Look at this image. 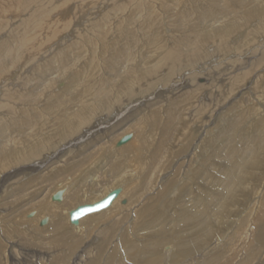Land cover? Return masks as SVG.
<instances>
[{
    "label": "bare ground",
    "instance_id": "6f19581e",
    "mask_svg": "<svg viewBox=\"0 0 264 264\" xmlns=\"http://www.w3.org/2000/svg\"><path fill=\"white\" fill-rule=\"evenodd\" d=\"M36 1L0 0V175L4 179L10 174L20 173V170L45 165L39 174L40 182L35 180L29 188L23 185L32 196L27 198L28 201L4 210L6 205L3 201L6 200L0 199V209L4 210L0 212L2 228H18L23 211L34 208L27 211L28 217L24 215V218L34 222L48 218L41 226L47 225L42 228L49 227L60 236L62 229L68 228L71 237L78 242L83 236L86 240L93 236L98 238V254L87 253L85 264H123V260L131 264H201L200 259H207V256L221 257L220 264H231L233 258L228 257L230 248H226L225 243L250 242L251 236L257 240L263 231L258 222L264 219V122L255 116L252 122L248 120L249 125L243 123L250 118L243 119L245 114L250 116L260 110L259 103L254 101L258 98L249 96L254 101L253 106L248 104L252 111L246 110L247 105H244L246 111L234 113L227 121V127L213 134L215 128L212 125L226 116V111L218 112L230 103L231 96L213 106L205 102L201 109L209 113L205 120L198 117L188 119L179 111L167 125L166 116L169 119L177 108L170 103L176 100L171 101L166 93L161 94L166 85L180 83L185 73L189 74L186 79L202 77L198 72L204 64L212 65L213 60L235 52H239V56L245 55L242 52H247V49V57L255 58L254 64L249 62L252 67L249 66L250 74L247 73L244 81L229 77L230 92L243 95L260 91L259 83L264 81V71H261L264 69V0H171L177 3L184 1V5L182 9L172 11L176 18L167 33L164 0H159V3L150 0ZM193 2H196V8L187 6ZM9 5H16L10 8L14 14L12 18L6 9ZM191 8L198 18L193 22L190 21ZM22 14L26 17L16 19ZM66 14L70 16L60 22L59 18ZM8 21H24L26 26L22 28L21 24V28L15 29L7 24ZM70 25L71 31L68 30ZM184 25H187L185 29ZM239 37L243 42L249 40L251 43L245 51H238L231 42L232 38ZM195 70L198 72L193 74L191 71ZM208 75L211 76L207 67L205 77ZM146 97L158 98L146 100L145 107L138 108V118L116 135L109 138L106 133L98 135L97 130L108 119ZM157 125L163 132L161 136L169 132L172 137L167 147L163 141L156 142L157 149L150 155L145 149L147 140L143 141L144 132L149 126ZM132 128L136 133H132ZM200 131H204L203 139L199 137ZM224 132L234 149L242 148L241 144L251 138L257 146L249 151L240 149L241 154L233 161L223 156L227 164L221 159L222 165L212 163L220 166V170L216 166H204L202 162L197 167L193 166L194 161L201 157L199 151L203 144L218 139ZM128 133H131V139L117 146V140ZM135 144L138 146L132 147ZM75 150L78 157L75 155L73 162L77 165L72 168L70 157ZM203 150L205 152V148ZM61 156L62 166L55 168L54 158ZM157 158L159 162L155 161ZM135 163L142 168L135 171ZM140 170L143 173L139 174ZM209 171L213 179L209 180L214 184L204 191L203 198L207 200L201 197V193L200 197L212 203L210 213L216 223H210L211 216L201 219L209 222L205 227L207 238L197 244L199 248L190 252L193 241L186 237L195 226L185 228L183 225L196 218V207H192L196 194H192L191 182L186 185L187 193L184 185L179 183L185 177L191 180L192 175L200 176H194L198 182L203 175L207 177ZM135 174L141 175L144 181H136ZM164 177L166 181L160 183ZM21 178L24 177L21 175ZM12 186L10 188H15ZM117 187L121 191L109 207L82 217L77 225L70 223V210L100 200ZM176 188L183 189L182 199L170 196ZM59 191L62 192L61 200H53L52 196ZM25 192L23 194H27ZM170 197L172 202L168 204ZM26 203L31 204L27 206ZM165 204L166 215L163 213ZM197 226V229H203L200 224ZM216 232L219 234L212 239ZM243 232H246L244 237L241 235ZM148 233L151 235L147 236ZM261 244L259 250L260 246L251 247L249 254V250L243 247L246 252L236 264H249L250 260L251 264L264 263V251L261 252L264 243ZM138 250L143 251L138 253ZM257 252L260 255L256 256ZM74 256L78 259L76 252Z\"/></svg>",
    "mask_w": 264,
    "mask_h": 264
},
{
    "label": "rangeland",
    "instance_id": "374dc122",
    "mask_svg": "<svg viewBox=\"0 0 264 264\" xmlns=\"http://www.w3.org/2000/svg\"><path fill=\"white\" fill-rule=\"evenodd\" d=\"M38 1H40V0H37L36 2H38ZM43 1H45V0H43ZM150 1H152V2H155V3H159V0H150ZM177 1H179V0H177ZM196 2H198V0H195ZM164 2H166V5L164 6V8H163V11H166V13H165V15H166V21H165V23H166V33L168 32V29H169V26L172 24V26H173V24H174V22H175V18H176V15H175V12L174 13H172V11L173 10H179V9H182L183 7H182V5H184L183 3H184V1H180L179 3H177L176 1H174V2H171V0H164ZM196 2H193V4H187V6H189V7H194V8H196V6H195V3ZM35 3V2H34ZM34 3H32V4H34ZM8 4V3H7ZM16 5H9L8 7H6V9H7V11H8V13L10 14V17L9 18H12L13 16H14V14H13V12L11 11V9L10 8H13V7H15ZM188 7V8H189ZM29 8V7H28ZM193 8H191V10H192ZM190 17H191V19H190V21L191 22H193V21H196L198 18H197V13H195V10H192V11H190ZM194 14H196V16L194 15ZM192 15V16H191ZM21 17H16V19H23V18H25L26 17V15H24V14H22V15H20ZM58 16V15H57ZM70 16V14H66V15H64V17L63 18H59V16H58V18L60 19L59 21L60 22H62L63 21V19H65V18H68ZM195 18V19H194ZM197 18V19H196ZM25 21V20H24ZM24 21H18V22H11V21H8V25L9 26H11V27H13V28H15V29H18V28H21V27H19L21 24H22V28H25V22ZM160 23L162 24V21H160ZM7 25V26H8ZM165 25V24H164ZM6 26V27H7ZM61 26V25H60ZM72 25H70V27H68V28H70V29H68V30H70L71 31V29H72V27H71ZM162 27H163V25H162ZM187 27V25H184V29ZM183 29V30H184ZM182 30V29H181ZM240 38V37H239ZM234 39V38H232V43H234V46H236L237 47V49H239L238 51H240V50H242V51H245V49L247 48V47H250V42H249V40H248V42H247V40H245V42H243L244 40H241V38L240 39ZM238 41H239V43H238ZM241 41V42H240ZM243 42V43H242ZM245 45V46H244ZM235 47V48H236ZM252 47V46H251ZM239 52H235V53H232V55H230V56H228V57H225V58H220V59H215V60H213L212 61V65H209V66H207L206 64H204L205 66H203L201 69L199 68V72L198 71H191L193 74H195V72H198V73H200L199 75H201L202 77H200V76H194L195 78H192L191 79V76H190V78L189 79H186L185 78V76H187V75H189V74H187V73H185V75H184V77L182 78L183 80L180 82V83H175L176 85H174V86H170V85H166V88L163 90V92H162V94L161 95H163V93H166V96H168V98H170V100L171 101H174V99L176 100L174 103H170V104H175L174 106L175 107H177V108H175L174 109V111H173V113H172V115H171V117L168 119L167 118V116H166V119L168 120L167 121V125H170V119L172 118V117H174V115H178V113H180L181 111V114L183 115V113L185 114V115H183V116H186L188 119H195L196 117H198V119H200V120H205L207 117H208V115H209V113H208V111L207 112H203L201 109H202V106L203 105H205V102H207V103H209L211 106H213V105H215V104H217L218 103V101H219V104H221V102L223 101V99L225 98V99H227V98H230V96H231V100H230V103L229 104H225L224 105V107H226V108H222V109H220L219 110V112H218V114H220V111L222 112V110H224V111H226L225 112V117L224 118H222V120L221 121H219V122H215L212 126H214V131L212 132L213 134H214V132L215 133H217L218 132V130H221V129H223V127L225 128V126H226V124H227V121L229 120V118H231L233 115H235L234 113H236L237 111H241V110H243V111H246V110H251L252 108H250L249 106L250 105H252L253 106V102L255 101V103L257 104V103H259V104H257L258 106H259V108H260V110H258L257 109V113L256 114H251L250 116H248L247 114H245L244 115V118L243 119H247V117H250V118H248L246 121V123L245 122H243L244 124H246V125H249L250 124V122H252V120H253V118L255 117V116H258L259 118H261L262 119V122H264V105H262V104H264V99L262 98V97H264V88H263V86H264V81H260V83H259V86H260V91H258L257 93H255V92H253V93H248V92H246V93H244L243 95H239V94H235L234 92H230L231 90H230V88H229V77H231V78H233V76L234 77H236V78H239V80L241 81V79H243L244 77H246L248 74L247 73H249V71L251 70V67H252V65L254 64H252V61L253 60H255V58L254 57H247V53H249V49H247V52H242V54L244 53L245 55H241L240 54V56H239V54H238ZM243 56V57H242ZM238 57V58H237ZM235 59H236V61H235ZM239 59V60H238ZM248 62H247V61ZM242 62H243V64H242ZM252 64H250V63ZM251 65V67H249ZM209 68V70H210V74H211V76L213 77V78H210L211 76H207V77H205V74H206V71H207V67ZM212 66V67H211ZM218 66V67H217ZM210 67H211V69H210ZM214 67V68H213ZM216 67V68H215ZM228 67H230V68H228ZM227 69H229V70H227ZM224 71V72H222V71ZM227 70V71H226ZM212 71H213V73H212ZM218 71V72H217ZM245 71V72H244ZM261 71H264V69H262ZM217 72V73H216ZM239 72H240V74H239ZM244 72V73H243ZM253 71H251V73H252ZM226 73L228 74V75H226ZM250 74V73H249ZM217 75L219 76V75H221V77H217ZM223 75V76H222ZM238 77H237V76ZM215 77V78H214ZM242 77V78H241ZM188 78V77H187ZM220 78V79H219ZM191 79V80H190ZM227 79V80H226ZM264 78H262V80H263ZM254 80V79H253ZM253 80L251 81V83L253 82ZM243 81H244V79H243ZM215 83V84H214ZM203 86H202V85ZM208 84V85H207ZM210 84V85H209ZM241 84V83H240ZM194 85V86H193ZM197 85H198V87H197ZM212 85V86H211ZM216 85V86H215ZM219 85V86H218ZM59 86V85H58ZM203 87V88H200V87ZM197 87V88H196ZM215 87H218L217 89L215 88ZM220 87V88H219ZM198 88H200L201 90H202V92H201V90L200 89H198ZM212 88V89H211ZM263 88V89H262ZM215 89V90H214ZM258 90V89H257ZM159 91H162V90H159ZM158 91V92H159ZM206 91V92H205ZM222 91H223V93H222ZM216 92V93H215ZM261 92H263V93H261ZM201 93V94H200ZM210 93V94H209ZM212 93H213V95H212ZM221 94V95H220ZM231 94V95H230ZM259 94V95H258ZM193 95V96H192ZM236 95H237V97H236ZM259 97H258V96ZM263 95V96H262ZM154 96H155V94H154ZM216 96V97H215ZM249 96H252V97H257L258 99H254V101H251V99H250V97ZM260 96H262V97H260ZM212 97V98H211ZM227 97V98H226ZM151 98V97H150ZM150 98H147L146 97V99L145 98H143V99H140V102H141V100H142V102L140 103L139 101H138V103H136V104H134V105H132V106H130L129 108H126V109H124V110H122V111H120V112H118V113H116V115L115 116H113V117H111L110 119H108L109 121L105 124V125H103L101 128L99 127V129L97 130V133H98V135H100V134H102V133H106L105 135H106V137H112L113 135H116L119 131H121L122 130V128H125L127 125H130L136 118H138L137 116H138V112L137 111H139V110H141L142 108H144L145 107V101L147 100V101H155V100H157V98L156 97H152L151 99ZM190 98V99H189ZM236 98V99H235ZM243 98V99H242ZM247 98H249V99H247ZM145 99V100H144ZM173 99V100H172ZM185 99V100H184ZM186 99H188V100H186ZM224 99V100H225ZM244 99H246V100H244ZM192 100V101H191ZM229 100V99H228ZM262 102H261V101ZM221 101V102H220ZM247 101V102H246ZM234 102V103H233ZM240 102V103H239ZM166 103H169L168 102V100L166 101ZM200 103H202L201 105H200V107H199V105L198 104H200ZM236 103H237V105H236ZM262 103V104H261ZM139 104V105H138ZM234 104V105H233ZM248 104H250V105H248ZM172 105V106H173ZM246 107H245V106ZM251 106V107H252ZM142 107V108H141ZM229 107H231V108H229ZM246 108V110H245V108ZM138 108H140L139 110H138ZM180 108V109H179ZM136 109V110H135ZM146 109H148V108H146ZM226 109V110H225ZM230 109H232L231 111L228 110ZM178 111V112H177ZM180 111V112H179ZM183 111H185V112H183ZM198 111V112H197ZM228 111V112H227ZM252 111V110H251ZM135 112H137V113H135ZM167 112H170V111H166V113ZM175 112V113H174ZM201 112H202V114H201ZM124 113V114H123ZM140 113V112H139ZM144 113V112H143ZM227 113V114H226ZM123 114V115H122ZM136 114V115H135ZM142 115V114H141ZM196 115V116H195ZM198 115V116H197ZM214 116V115H213ZM212 116V117H213ZM211 117V118H212ZM253 117V118H252ZM135 118V119H134ZM112 120V121H111ZM250 122H249V121ZM130 121V122H129ZM249 122V123H248ZM209 125V124H208ZM228 125V124H227ZM94 127V126H93ZM227 127V126H226ZM103 128V129H102ZM148 129H149V131H148ZM148 129L144 132V137H145V139L143 140L144 142H145V140H147V146H145V149L147 150V153L148 154H152V153H155V151H156V149H157V145L155 146V144H158V143H160V142H165V147H167V145H169L170 144V140H171V137H172V134L170 133V134H168L169 132H166V134L164 135V136H161L162 135V130L160 129V127H159V125H157V126H149L148 127ZM253 129V128H252ZM252 129H249L250 131L252 130ZM132 130V133L134 134V133H136V131H134V129L132 128L131 129ZM161 130V131H160ZM102 132V133H101ZM117 132V133H116ZM150 132V133H149ZM204 131H200L199 133H200V138L201 139H203L204 137H205V134L203 133ZM225 133V132H224ZM247 133H249V132H246V134ZM169 135V136H168ZM221 135V136H220ZM219 136H218V139H216V140H213V141H211V142H205V144H203L204 146H206V144H207V146L206 147H204L203 146V148H205V152H203L204 150H203V148L199 151V152H201V154H199V156H201V157H199V159L197 160V161H194V165L193 166H195V167H197L199 164H201V162L204 164V166H207L208 165V167H212V166H216L217 168H219V170L221 169V167L219 166L218 167V165H213V164H215L214 162H218V163H220L221 165L223 164V162L224 163H226L227 164V162H225V159L224 158H232V160L231 161H233L234 160V158L236 159V157H238L240 154H241V152H240V149H243L244 148V150L245 151H249V150H251L252 148H254V147H256L257 145L255 144V143H253L254 141H252L253 139L251 138L250 139V141L249 142H244L243 144H241V147L242 148H238V149H234L233 148V146H231V145H229L230 143H229V139H227V136L226 135H228V134H220ZM225 135V136H224ZM248 135V134H247ZM250 135H252V133H250ZM249 135V136H250ZM141 136V135H140ZM202 136V137H201ZM233 136V135H232ZM90 137V136H89ZM89 137H87L88 139H90ZM157 137V138H156ZM160 137H163V139L161 138L160 140H158V138H160ZM87 138H85V140L87 139ZM215 139V138H214ZM84 140V141H85ZM168 142H167V141ZM118 141V140H117ZM142 141V143H144ZM215 141V142H214ZM224 141V142H223ZM156 142H158V143H156ZM168 144H167V143ZM212 142H214V143H212ZM248 143H249V145H248ZM150 144V145H149ZM252 144V145H251ZM145 145V144H144ZM138 146V144H135V145H133L132 147H137ZM250 146V147H249ZM72 147H73V149H75V145L74 144H72ZM169 147V146H168ZM223 149H222V148ZM230 147H232V149H230L229 150V148ZM247 147V148H246ZM252 147V148H251ZM152 148H154L153 150H152ZM156 148V149H155ZM249 148V149H248ZM78 149V148H77ZM149 149V150H148ZM210 152H209V151ZM236 150V151H235ZM238 150V151H237ZM76 151V150H75ZM207 151H208V153H207ZM127 151H125V153H126ZM166 152H167V150H166ZM77 151L76 152H74V157L71 155V157H70V161H71V163H73L72 165H70V167H75L76 165H77V163L74 161L73 162V159L74 158H76V156H77ZM214 153V154H213ZM147 154V155H148ZM167 154V153H166ZM76 155V156H75ZM228 155V156H227ZM223 156H224V158H223ZM232 156V157H231ZM78 157V156H77ZM156 157V156H155ZM217 157H218V160H217ZM63 157L61 156L60 158H54V161H56L55 162V165H57V166H54L55 168H57L59 165L60 166H62V162L60 161L61 159H62ZM153 158V157H152ZM206 158H208V159H210V160H208V159H206ZM215 158V159H214ZM159 158H157L155 161L156 162H159V160H158ZM220 159L223 161V162H221L220 161ZM158 160V161H157ZM167 160V159H166ZM212 160V161H211ZM196 162V163H195ZM209 162V163H208ZM74 163H75V165H74ZM213 163V164H212ZM53 164V163H52ZM156 164H158V163H156ZM155 164V165H156ZM217 164V163H216ZM152 165H153V167H154V164L152 163ZM53 166V165H52ZM135 166H136V163H135ZM44 167H45V165L43 166L42 165V167H34L35 169H31V170H20V173L19 172H16V173H13V174H10L9 175V177L8 176H6L4 179H3V175H0V180H2L3 182L2 183H4V185L2 184H0V189H1V193H3L2 195H1V193H0V199H2V198H4V199H2V200H6V201H3L4 203H5V207L3 208L4 210H5V208H10V207H14L16 204H22L23 202H26V201H28V199L27 198H31L30 196H29V194H28V192L26 191L27 189L26 188H29L30 186H31V184H33V183H35L37 180H38V182H40L41 181V179H40V175H41V171L44 169ZM54 167H53V169H54ZM66 167V166H65ZM224 167V166H223ZM58 168H60V167H58ZM69 168V167H68ZM142 167L141 166H136V169H135V171L136 170H139V169H141ZM144 168V167H143ZM216 168V169H217ZM200 169H203V168H200ZM131 170H134V167H132V169ZM213 170H215V168L214 169H212L211 171H212V173L214 172ZM24 172V173H22V172ZM29 171V172H28ZM31 171H33V172H31ZM211 171H209V173H208V175H207V177H206V175H203L204 177H203V179H201L200 181H198L197 182V180H196V177L197 178H199L200 176L199 175H194V176H196V177H194L193 175H192V179L191 180H189V179H185L184 178V180H182V181H180V183H179V185L181 184V185H184V191H185V193H187V191H186V189H187V184L189 183V182H191V186H192V194H196V197H195V202L193 201V203H192V205H194V206H192V207H196L195 208V214H196V218L195 219H193V221L190 223V224H188V225H186V224H184L183 226L185 227V228H191V227H193V226H195V229H196V231H195V229H194V231L191 233V234H189V236L188 237H186V239L188 240V239H191V241H193V242H191V241H189V242H191L192 243V248H191V251L190 252H192V249H197V248H199V246L200 245H197V244H199V242L201 241V240H203L205 237L207 238V231L205 230V227L206 226H208L209 225V222H207V221H202L201 219L203 218V217H205V218H208V217H210V219L209 220H211L210 221V223H213V224H215L216 223V221H215V219L213 218V216H212V213H210L211 212V205H212V203L211 202H207V201H203V199H205V200H207L206 198H203V194H205L204 193V191L206 190V188H207V190H208V188L210 189L211 188V186L214 184V181L212 182L211 180H213L212 179V175H211ZM41 172V173H40ZM7 173V172H6ZM20 174V176H18L19 174ZM27 173V174H26ZM140 173H143L141 170H140V172H139V174ZM146 173V172H145ZM168 173V172H167ZM192 173H194V171L192 172ZM192 173H190V174H192ZM40 174V175H39ZM139 174H135L134 176H135V180L136 181H139L140 182V180L141 181H144V179L143 178H141L142 176L141 175H139ZM198 174V173H197ZM15 175V176H14ZM17 175V176H16ZM21 175H22V177H24V178H21ZM136 175H139V177L138 176H136ZM143 175V174H142ZM35 176V177H34ZM73 176V175H72ZM11 177V178H10ZM18 177V178H17ZM79 177H81V176H79ZM78 177V178H79ZM137 177H138V180H137ZM205 177H206V179H205ZM18 179V181H17V179ZM33 178V179H32ZM34 178H36V179H34ZM162 178V177H161ZM165 178V177H164ZM207 178H208V181H207ZM12 181H11V180ZM16 179V180H15ZM30 179H32L30 182H28ZM209 179H211V180H209ZM23 180V181H22ZM25 180H27V181H25ZM36 180V181H35ZM43 180H45V179H43ZM195 180V181H194ZM6 181H8V182H6ZM21 181V183H19ZM166 181V178L165 179H161L160 180V183H163V182H165ZM194 181V182H193ZM13 182H14V184H13ZM18 182V183H17ZM25 182L27 183V184H30V185H27V184H25ZM195 182H197V183H195ZM8 185H7V184ZM193 183H194V185H193ZM11 184V185H10ZM17 184H19V185H17ZM7 185V186H6ZM12 185H14V186H12ZM17 185V186H16ZM26 186V188L24 187V186ZM201 185V186H200ZM5 186V187H4ZM15 187V188H10V187ZM197 186H198V188H197ZM9 187V188H8ZM21 187H23V188H25V189H22ZM3 188H5V189H3ZM205 188V189H204ZM14 189V190H13ZM16 189V190H15ZM19 189H22L23 190V192H22V190L20 191ZM57 189V188H56ZM55 189V190H56ZM198 191H197V190ZM203 189V190H202ZM11 190H12V192H11ZM26 192H25V191ZM176 190V191H175ZM180 190V191H179ZM178 190V188H176V189H173L172 190V192H170L171 193V197H175L176 199H182L183 197H181L180 198V196H182V193H183V189H179ZM194 190V191H193ZM179 191V192H178ZM27 193V194H23V193ZM178 192V193H177ZM182 192V193H181ZM11 193V194H10ZM16 193V194H15ZM56 193V192H55ZM54 193V194H55ZM200 193H201V197L203 198H201L200 197ZM15 194V195H14ZM20 194H21V196H20ZM24 195V196H23ZM199 197H198V196ZM26 197V198H25ZM171 197L169 198V203L168 204H171ZM7 198V199H6ZM201 200H200V199ZM16 199H17V202H16ZM125 199H127V198H125ZM124 199V200H125ZM23 201V202H22ZM202 201V202H201ZM211 201L213 202L214 201V199H212L211 198ZM22 202V203H21ZM31 202H35V201H31ZM13 203V204H12ZM211 203V204H210ZM214 203V202H213ZM29 204H31V203H28V205ZM206 204V205H205ZM26 205H27V203H26ZM27 205V206H28ZM196 205V206H195ZM203 205V206H202ZM26 206V207H27ZM166 204L164 205V215H166ZM200 206V207H199ZM16 207V206H15ZM26 207H23V209L24 208H26ZM203 208H205V209H207V210H204V211H206V212H204V211H202V209ZM213 208H214V206H213ZM3 209H0V212L1 213H3L4 212V210ZM22 209V208H21ZM32 208H30V210H31ZM34 209V208H33ZM32 209V210H33ZM198 209H200V212H197L198 211ZM30 210H27V211H30ZM27 211L25 210V211H23L24 212V215H25V218H27L28 216V214H27ZM208 211V212H207ZM203 212V213H202ZM199 213H200V215H199ZM194 214V215H195ZM204 214V215H203ZM210 214V215H209ZM24 215H22L21 216V222L19 223V229L18 228H15L14 230H9L8 228H6V229H4V227L2 228V224H0V253H3V254H0V264L2 263V264H85V262L88 260V254H90V255H93V254H98L97 253V251H98V249L96 248L97 246V243L99 242L98 241V238L96 237V239H95V236H93L94 234L92 233V236L93 237H91V239L89 238L88 240H86V238L83 236V237H81V239L79 240V242L78 241H75L74 240V238L73 237H71V231L67 228V230L66 229H62V231L61 232H63L62 233V235L60 236V234H57L56 232H54V231H51V229L49 228V227H44V228H42L43 226H46V225H43V226H41L40 225V222L41 221H39V222H34V221H31V220H27V219H25L24 218ZM154 217H155V215H153ZM199 216V217H198ZM43 219H46V220H48V218H43ZM42 219V220H43ZM150 220H151V217L149 218ZM23 220V221H22ZM215 221V222H214ZM259 221V220H258ZM17 222V221H16ZM28 222V223H27ZM255 222H256V220H255ZM254 222V223H255ZM21 224V225H20ZM141 224V223H140ZM197 224H200L201 226H202V228L204 229H197L198 228V226H197ZM258 224L259 225H262V230L263 231H261L262 233L259 235V237H258V239L257 240H255L254 238H255V236L253 237V236H251L250 238H249V240H250V242L249 241H247V242H240V241H238V243L236 242V241H233V242H228V243H225L227 246H226V248H230V250L228 251V252H230V253H228V257H232L233 259H232V263L231 264H236V262L239 260V258L240 257H242L243 256V252H244V254H245V252L247 251V249L249 250L248 251V254L251 252V247L253 248V247H255V246H260L259 248H258V250L259 249H261V243L263 242L264 243V228H263V224H264V219H261L259 222H258ZM150 225H152V224H150ZM86 226V225H85ZM168 226H171L170 224H168ZM197 226V227H196ZM63 228H65V227H63ZM139 228V226H137V229ZM247 228H248V226H247ZM260 228V227H259ZM8 229V230H7ZM18 229V230H17ZM7 230V231H6ZM27 230V231H26ZM199 230V231H198ZM249 230V229H248ZM251 230V229H250ZM261 230V229H260ZM20 231V232H19ZM22 231H24V232H22ZM149 232V231H148ZM197 232V233H196ZM200 232V233H199ZM206 232V233H205ZM259 232V231H258ZM257 232V233H258ZM55 233V234H54ZM147 233V232H146ZM199 233V234H198ZM217 233V232H216ZM214 233V235L212 234V239H214V236H215V238L217 237V235L219 234V233ZM149 234L150 233H148V234H146L147 236H149ZM196 234H197V236H196ZM201 234V237L200 236H198V235H200ZM245 234H246V232L244 233L243 232V234H241L243 237L245 236ZM3 235V236H2ZM145 235V238L147 237ZM151 235V234H150ZM195 235V237H193ZM27 236V237H26ZM53 236V237H52ZM59 236V237H58ZM73 236H75V237H77V234H74ZM69 237V238H68ZM144 237V236H143ZM238 237V236H237ZM237 237H235L236 239H237ZM260 238L262 239V241L260 240ZM82 239H84V240H82ZM148 239V238H147ZM193 239V240H192ZM137 240V239H136ZM238 240V239H237ZM261 242H260V241ZM83 241V242H82ZM86 241V242H85ZM212 241V240H211ZM258 241V242H257ZM75 242V243H74ZM97 242V243H96ZM188 242V241H187ZM78 243V244H77ZM81 243H83L82 245H81ZM240 243V244H239ZM257 243H259L258 245H256ZM77 244V245H76ZM255 244V245H254ZM261 244V245H260ZM81 245V246H80ZM241 246V247H240ZM74 247H76V248H74ZM141 247V246H140ZM244 247V249L246 248V251L245 250H242V248ZM3 249H4V251H3ZM74 249H75V251H74ZM95 249H96V251H95ZM239 249H240V252H239ZM236 250H237V252H236ZM74 251V252H73ZM141 251H143V250H138V253L139 252H141ZM264 251V247L262 248V250H261V252H263ZM75 252H76V255L78 256V259L77 258H75V256H74V254H75ZM91 252H92V254H91ZM93 252H95V253H93ZM235 252H236V254H235ZM88 253V254H87ZM257 253H259V252H257ZM256 253V256L257 255H260V253L259 254H257ZM81 255V256H80ZM164 255V254H163ZM211 256V255H210ZM197 257H199V256H197ZM263 257V256H262ZM75 258V259H74ZM211 259V260H210ZM201 260V264L202 263H205V264H220L221 263V261H222V259H221V257H219V259H218V257H216V256H214L213 258H211V257H208L207 256V259L206 258H201L200 259ZM204 260V261H203ZM207 260H209V261H207ZM5 261V262H4ZM131 261V260H130ZM217 263H216V262ZM45 262V263H44ZM101 262H103L102 260H101ZM100 262V263H101ZM139 263V262H138ZM123 264H131V262H128V261H126V260H123ZM133 264H135V262H133ZM165 264H166V262H165ZM249 264H251V260H250V262H249ZM252 264H254V262L252 263ZM259 264V263H258ZM261 264H264L263 262L261 263Z\"/></svg>",
    "mask_w": 264,
    "mask_h": 264
},
{
    "label": "water",
    "instance_id": "95a60500",
    "mask_svg": "<svg viewBox=\"0 0 264 264\" xmlns=\"http://www.w3.org/2000/svg\"><path fill=\"white\" fill-rule=\"evenodd\" d=\"M131 137H132L131 133L125 134L124 136H122L120 138V140L117 141L116 145L119 146V145L126 143L127 141H129L131 139ZM120 191H121L120 187L114 188V189L110 190L100 200H97V201L92 202V203H86V204L76 206L75 208H73L69 212L70 223L73 225H77L79 220L82 217H84L90 213H94V212L106 209L107 207H109L111 205L112 201L118 196ZM61 198H62V192L61 191L56 192L52 196V199L57 200V201H60ZM45 222H46V219H43L41 221V224H44Z\"/></svg>",
    "mask_w": 264,
    "mask_h": 264
}]
</instances>
